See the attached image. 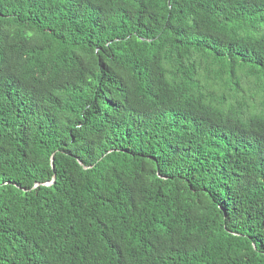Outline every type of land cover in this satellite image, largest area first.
<instances>
[{
    "label": "trees",
    "instance_id": "16d2710c",
    "mask_svg": "<svg viewBox=\"0 0 264 264\" xmlns=\"http://www.w3.org/2000/svg\"><path fill=\"white\" fill-rule=\"evenodd\" d=\"M0 264H264V0H0Z\"/></svg>",
    "mask_w": 264,
    "mask_h": 264
},
{
    "label": "water",
    "instance_id": "95a60500",
    "mask_svg": "<svg viewBox=\"0 0 264 264\" xmlns=\"http://www.w3.org/2000/svg\"><path fill=\"white\" fill-rule=\"evenodd\" d=\"M79 163L83 165L81 160H79ZM51 164H52V167L54 169V155H52V157H51ZM84 168H87V167L84 166ZM55 180H56V174H54L52 180L46 181V182H43V183H37L36 186H38L40 184L45 185V186H51L55 182Z\"/></svg>",
    "mask_w": 264,
    "mask_h": 264
}]
</instances>
